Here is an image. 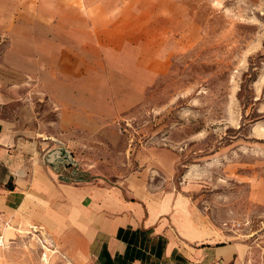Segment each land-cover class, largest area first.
<instances>
[{"label":"crops","instance_id":"obj_1","mask_svg":"<svg viewBox=\"0 0 264 264\" xmlns=\"http://www.w3.org/2000/svg\"><path fill=\"white\" fill-rule=\"evenodd\" d=\"M36 9L34 0H0V264H246L248 245L217 227L185 186L170 187L169 150H151L146 167L118 185L85 178L72 134L118 137L119 117L141 102L156 64L142 71L139 49L118 44L122 24L73 1ZM52 138L72 153L70 174L46 163ZM249 199L264 204V182Z\"/></svg>","mask_w":264,"mask_h":264},{"label":"rangeland","instance_id":"obj_2","mask_svg":"<svg viewBox=\"0 0 264 264\" xmlns=\"http://www.w3.org/2000/svg\"><path fill=\"white\" fill-rule=\"evenodd\" d=\"M69 1L122 24L120 48L139 49L142 71L157 69L119 117L118 137L72 134L85 178L118 185L146 167L151 150L167 149L177 159L170 187L185 186L217 227L248 245L246 264H264V204L249 199L264 182V0ZM52 3L34 0L36 13Z\"/></svg>","mask_w":264,"mask_h":264},{"label":"built area","instance_id":"obj_3","mask_svg":"<svg viewBox=\"0 0 264 264\" xmlns=\"http://www.w3.org/2000/svg\"><path fill=\"white\" fill-rule=\"evenodd\" d=\"M52 141L54 146H49L44 153L46 163L56 166L59 170H62L61 173L67 172L70 174V172L74 171L73 167L77 166L72 153L62 140L52 138ZM68 178L74 179L72 175ZM241 224L242 223H239L238 226H241ZM33 232L48 251H55V248L50 243V238L47 234H45V232H43L42 228L34 227ZM45 256H47V253H45Z\"/></svg>","mask_w":264,"mask_h":264}]
</instances>
